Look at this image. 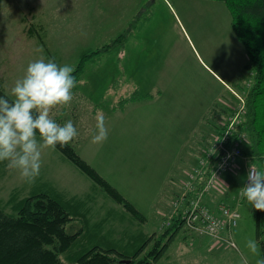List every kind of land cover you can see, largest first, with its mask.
Segmentation results:
<instances>
[{"label": "rangeland", "instance_id": "1", "mask_svg": "<svg viewBox=\"0 0 264 264\" xmlns=\"http://www.w3.org/2000/svg\"><path fill=\"white\" fill-rule=\"evenodd\" d=\"M125 30L124 47L88 58L70 106L51 115L61 125L73 122L75 151L145 222L57 148L43 153L32 184L0 163V204L8 202L14 213L15 204L31 195L59 199L72 218L67 231L79 232L71 248L76 254L94 246L122 251L132 235L142 241L145 231L167 227L201 155L214 145L225 119L239 115L252 80L231 13L219 0H0V85L9 94L29 62L41 56L74 69L83 52L102 48ZM166 84L168 91L158 97L155 90ZM98 115L105 117L108 136L92 144ZM242 145L248 149V137ZM242 160L249 166L248 156ZM239 211L238 248H230L256 264L259 244V256L246 246L257 242L255 211L248 204Z\"/></svg>", "mask_w": 264, "mask_h": 264}, {"label": "trees", "instance_id": "2", "mask_svg": "<svg viewBox=\"0 0 264 264\" xmlns=\"http://www.w3.org/2000/svg\"><path fill=\"white\" fill-rule=\"evenodd\" d=\"M219 1L224 2L231 13L233 31L247 54L244 70L252 74L250 86L244 91L242 117L233 129L228 144L237 141L241 132L247 133L249 147L248 149L242 147L243 153L250 158L249 165L257 164L258 170L264 171V0ZM128 38L129 34L125 30L102 48L83 52L73 71L76 84L81 80L88 58L99 53L107 54L112 48L121 49L128 42ZM136 92H140L139 89ZM0 96L11 99L1 85ZM133 97L134 94L131 98ZM129 99L128 96L123 101L127 102ZM229 123L230 119H225L220 134ZM56 148L96 181L112 198L122 203L134 215L140 216L141 212L116 187L82 159L75 151L72 141L64 147L57 145ZM220 156L221 152L208 159L194 188L185 194L183 202L180 201L161 234L144 237L142 241L133 236L135 240L127 242L122 251L94 246L86 252L76 254L71 248L79 232L67 231L66 226L72 219L71 215L59 199L48 194L41 193L23 198L15 204L17 210L14 213L8 211L6 206L8 202L5 205L0 204V264H153L165 252L174 231L186 228L184 211L203 189ZM203 157H206V153L201 155V159ZM245 181L247 182L246 178L241 188ZM254 211L256 239L264 258V211L255 209ZM140 218L145 222L144 215L141 214ZM64 253L68 255L66 261L61 257Z\"/></svg>", "mask_w": 264, "mask_h": 264}, {"label": "clouds", "instance_id": "3", "mask_svg": "<svg viewBox=\"0 0 264 264\" xmlns=\"http://www.w3.org/2000/svg\"><path fill=\"white\" fill-rule=\"evenodd\" d=\"M74 69L58 65L54 58L41 56L29 62L22 78L17 79L8 94L0 96V163L18 175L27 184L35 182L40 174L42 155L64 147L78 136L71 120L58 123L51 115L57 108L70 106L76 87ZM103 115L96 117L92 130V144L107 140L108 130ZM248 183L239 190V196L255 210L264 211V171L250 167ZM250 252L259 256L255 240L247 242ZM264 264V258L256 260Z\"/></svg>", "mask_w": 264, "mask_h": 264}, {"label": "built area", "instance_id": "4", "mask_svg": "<svg viewBox=\"0 0 264 264\" xmlns=\"http://www.w3.org/2000/svg\"><path fill=\"white\" fill-rule=\"evenodd\" d=\"M243 109L244 100L238 111H241L243 114ZM239 115L233 120L231 117L228 127L222 134L219 133L216 137L214 145L206 152V157L201 159L200 166L188 181V188H186L181 199L182 203L185 194L194 188L196 181L202 175V168L206 165L208 159L221 152L220 159L217 161L216 166L211 170L203 189L196 198L191 200L190 205L184 211L183 218L188 230L199 235H207L218 243H225L236 249L238 248V245L234 240L233 231L241 218L240 211L224 202L218 203L215 207H210L204 202V199L205 195L212 191L221 192L224 188L222 186L224 183V174L238 165L241 159H247V156L244 155L242 149L243 142L247 141V133L241 132L237 141L228 144L233 129L242 117L241 115V117L238 118ZM251 166L258 170L256 165L251 164L249 165L248 171ZM247 183L248 181L246 184Z\"/></svg>", "mask_w": 264, "mask_h": 264}, {"label": "crops", "instance_id": "5", "mask_svg": "<svg viewBox=\"0 0 264 264\" xmlns=\"http://www.w3.org/2000/svg\"><path fill=\"white\" fill-rule=\"evenodd\" d=\"M245 65V63H244ZM234 76H238L234 75ZM234 76L231 78L230 83L234 82ZM239 77V76H238ZM238 81V80H237ZM237 81L236 84H237ZM229 85V84H228ZM137 88V86H136ZM168 84L163 87L157 88V96H161L160 92L168 91ZM141 91V90H140ZM201 115V114H200ZM200 123V119L195 121L194 124ZM248 163L242 159L239 161L231 171L224 177L223 189L221 192L212 191L210 194L205 195V202L210 207H215L218 203L224 202L234 208L241 210L242 206L247 204L239 196L241 184L247 179L249 166L242 163ZM241 172L239 175L237 172ZM243 187V186H242ZM164 231H151L143 233L145 237L159 235ZM236 230L233 231V235ZM135 235H132V237ZM235 236V235H234ZM152 243V242H151ZM150 245H148L149 248ZM232 248L225 243H218L206 235H199L185 227L179 228L174 231V235L169 242L163 255L153 264H250L249 258L243 252L236 251L233 253ZM261 249V248H260ZM262 257V251H261Z\"/></svg>", "mask_w": 264, "mask_h": 264}]
</instances>
